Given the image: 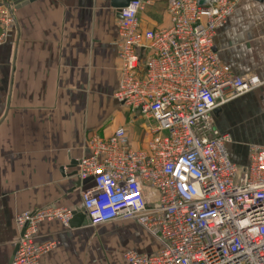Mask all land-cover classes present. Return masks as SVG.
<instances>
[{"label":"built area","instance_id":"built-area-1","mask_svg":"<svg viewBox=\"0 0 264 264\" xmlns=\"http://www.w3.org/2000/svg\"><path fill=\"white\" fill-rule=\"evenodd\" d=\"M241 1L131 0L122 11L115 97L145 122L149 139L136 147L126 127L90 138L77 176L90 180L82 209L91 226L132 221L160 245L151 254L128 252V264H264V146H250L238 165L231 135L213 118L264 85L235 74L215 49ZM5 7L4 31L15 23ZM154 8L164 9L168 25L143 29L141 14ZM74 212L50 206L19 214L12 264H42L53 244L36 243L39 225L69 228Z\"/></svg>","mask_w":264,"mask_h":264},{"label":"crops","instance_id":"crops-1","mask_svg":"<svg viewBox=\"0 0 264 264\" xmlns=\"http://www.w3.org/2000/svg\"><path fill=\"white\" fill-rule=\"evenodd\" d=\"M7 3L15 29L0 43V264L14 257L19 214L50 206L82 210L85 186L77 188L78 176H70L90 138L126 127L136 147L142 148L140 132L144 146L149 139L145 122L115 97L120 20L111 0H0V8ZM140 20L143 29L161 26L150 11ZM215 49L235 74L264 82V0H242L218 31ZM213 118L231 135L233 161L246 165L250 146H264V85ZM36 243L53 244L42 264H128V252L160 248L132 221L77 228L45 221Z\"/></svg>","mask_w":264,"mask_h":264},{"label":"water","instance_id":"water-1","mask_svg":"<svg viewBox=\"0 0 264 264\" xmlns=\"http://www.w3.org/2000/svg\"><path fill=\"white\" fill-rule=\"evenodd\" d=\"M16 1H19V0H16ZM257 1L263 2V0H257ZM130 2H131V0H111V8L115 11V15H116L117 19H119V20L122 19V11L129 6ZM78 164H79V162H73L72 166L73 167L78 166ZM77 175H78V173L74 172L70 177L75 178ZM89 181H86V182L78 181L75 183V186L77 188H80L81 186H85ZM89 224H90V221L87 218V216L85 215L83 209L82 210H76L74 212V218L70 224V226L72 228H77V227L82 226V225L86 226ZM16 250H17V248L15 249L14 256H15ZM13 259H14V257H13ZM13 259H12V262H13ZM12 262H11V264H12Z\"/></svg>","mask_w":264,"mask_h":264},{"label":"rangeland","instance_id":"rangeland-1","mask_svg":"<svg viewBox=\"0 0 264 264\" xmlns=\"http://www.w3.org/2000/svg\"><path fill=\"white\" fill-rule=\"evenodd\" d=\"M8 4L9 3H7V5ZM8 6H10L11 8H13L12 4H9ZM5 9H7L5 6H3V9H0V19H1V16L3 14V12H1V11H4ZM148 11H150V14H152V16L156 19V21L159 24H161V26H167L168 25V20L165 18V11H164V9L157 8L156 10L149 9ZM0 27H1V30L3 31V34H5V31H6V37H4L3 40H5L9 36V34H11V32H13V30L15 29L14 28V25H10L8 28H5V31H4L3 28H2L1 23H0ZM139 136L141 137V141H142L141 142V147L143 148V147L146 146V145L144 146V144L146 142V137L141 132L139 133Z\"/></svg>","mask_w":264,"mask_h":264}]
</instances>
